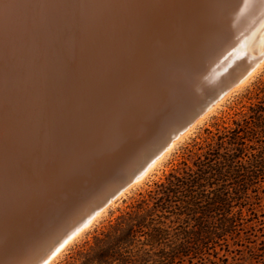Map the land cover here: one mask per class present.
<instances>
[{
    "label": "bare ground",
    "instance_id": "6f19581e",
    "mask_svg": "<svg viewBox=\"0 0 264 264\" xmlns=\"http://www.w3.org/2000/svg\"><path fill=\"white\" fill-rule=\"evenodd\" d=\"M263 23L264 0H0V264H49L141 182L260 68Z\"/></svg>",
    "mask_w": 264,
    "mask_h": 264
},
{
    "label": "trees",
    "instance_id": "16d2710c",
    "mask_svg": "<svg viewBox=\"0 0 264 264\" xmlns=\"http://www.w3.org/2000/svg\"><path fill=\"white\" fill-rule=\"evenodd\" d=\"M254 262L264 264V71L56 264Z\"/></svg>",
    "mask_w": 264,
    "mask_h": 264
},
{
    "label": "rangeland",
    "instance_id": "374dc122",
    "mask_svg": "<svg viewBox=\"0 0 264 264\" xmlns=\"http://www.w3.org/2000/svg\"><path fill=\"white\" fill-rule=\"evenodd\" d=\"M263 28V29H262ZM264 23L260 26L257 31V35L253 36L252 39L248 42L246 48L252 51L257 49V43L263 39L264 36ZM260 33V34H259ZM256 43V44H255ZM255 45V46H254ZM254 46V47H253ZM254 48V49H253ZM264 71V62L260 68L249 78V80L244 83L242 86L232 91L228 96H226L221 102H219L214 108H212L203 118H201L196 125H194L190 130H188L183 136H181L173 144L172 148L166 152V154L154 165V167L148 172V174L141 180V182L135 184L127 192L124 193L121 197L117 198L113 204L108 205L106 210L92 222L91 226L83 230L74 240H72L68 245L61 250V252L53 259L49 264H56L64 255L72 248L75 244L81 242L87 234H89L96 226L104 222L109 218L112 211L117 207L122 205L123 200L128 199L130 196L134 195L137 191L145 187L146 184L150 183L152 180L156 179L164 169L168 167V163L174 159L176 153L179 151V148L184 145L191 137H193L200 129L205 126H208L213 120H220V115L222 111H225L229 105L232 104V101L238 96L250 83L262 72ZM261 264V263H253Z\"/></svg>",
    "mask_w": 264,
    "mask_h": 264
},
{
    "label": "water",
    "instance_id": "95a60500",
    "mask_svg": "<svg viewBox=\"0 0 264 264\" xmlns=\"http://www.w3.org/2000/svg\"><path fill=\"white\" fill-rule=\"evenodd\" d=\"M249 59H250V62H252V60L255 58L250 57ZM244 71H245V69H242L241 73ZM233 78H234V76L225 82L229 83ZM226 83H224V84H226ZM224 84H221V85L223 86ZM135 177H136L135 172L130 173L121 184L116 185L113 189L109 190L107 193H105L99 199H97L95 201V203H93L94 205H92L86 213H83L82 215L77 217V219L72 221V223L70 225H68L65 229H63V231H60L64 226V225L63 226L61 225L62 224L61 221H63V220H58V221L54 222L53 224H51L48 227L46 233L44 234V236H43L44 238H41L42 240L36 246L37 248L33 249V251L34 250L37 251L38 249H40L38 247H42L43 245H48V244H50V246L47 248V250H45L46 251L45 254H47L50 251H52L53 249H55L58 245H60L62 243V241L68 236V234L74 228L78 227L79 225H81L85 221L86 216L91 211L98 208L100 205H104L105 203H107L108 200L113 198L124 186H126L128 183H130ZM62 219H65V217Z\"/></svg>",
    "mask_w": 264,
    "mask_h": 264
}]
</instances>
